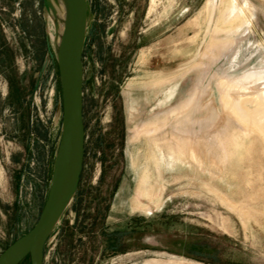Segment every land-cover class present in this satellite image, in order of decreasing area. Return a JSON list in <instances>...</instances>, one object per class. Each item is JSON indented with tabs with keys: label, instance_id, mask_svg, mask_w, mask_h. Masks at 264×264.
Returning <instances> with one entry per match:
<instances>
[{
	"label": "rangeland",
	"instance_id": "1",
	"mask_svg": "<svg viewBox=\"0 0 264 264\" xmlns=\"http://www.w3.org/2000/svg\"><path fill=\"white\" fill-rule=\"evenodd\" d=\"M208 2L220 0H155L148 14L150 0H86L82 170L41 264H264V146L255 139L235 169L180 168L162 154L160 205L135 207L139 177L156 175L133 129L162 119L195 86L203 93L189 116L207 119L210 134L238 128L222 116L215 82L264 74V0H236L248 22L213 54L205 51L218 12L207 22ZM47 19L44 0H0V254L37 222L61 136Z\"/></svg>",
	"mask_w": 264,
	"mask_h": 264
},
{
	"label": "bare ground",
	"instance_id": "2",
	"mask_svg": "<svg viewBox=\"0 0 264 264\" xmlns=\"http://www.w3.org/2000/svg\"><path fill=\"white\" fill-rule=\"evenodd\" d=\"M154 2L155 0H150L148 14ZM45 7L47 21L51 24L49 40L56 59H58L62 50L64 33L61 1L46 0ZM215 11L218 12V16L216 15V23L210 33L205 51L211 54L222 49L220 45L222 40L238 33L248 22L236 0H220L219 6L206 3L204 12L207 22L211 20ZM215 86L219 95L217 102L220 104L222 116L229 117L238 128H231L230 123H227L222 132L210 134L207 132V119L189 116L187 114L189 111L192 112L196 107L198 108V95L203 93L195 86L187 97L171 107L162 119L155 118L133 129V140L141 137L145 139L148 147L146 156L156 175L151 181L147 168L139 177L134 196L135 207L149 212L152 211L151 207L157 208L160 205L163 191V185L159 183L162 154L169 156L180 168L187 166L190 161L196 166L207 163L211 167L226 170L228 167L235 169L242 165L245 156L250 151L249 145H245L246 140L249 142L255 139L264 146V74L247 73L237 78L224 77L216 81ZM168 127L170 132L165 137L164 131ZM216 196L228 209L234 210L233 203L228 202L219 194ZM242 213L241 211L236 212L241 217Z\"/></svg>",
	"mask_w": 264,
	"mask_h": 264
},
{
	"label": "water",
	"instance_id": "3",
	"mask_svg": "<svg viewBox=\"0 0 264 264\" xmlns=\"http://www.w3.org/2000/svg\"><path fill=\"white\" fill-rule=\"evenodd\" d=\"M64 26L62 50L56 59L62 101L61 136L54 155L46 201L33 228L0 254V264H41L45 242L74 193L82 170V53L86 33V0H60ZM46 5V0H44Z\"/></svg>",
	"mask_w": 264,
	"mask_h": 264
},
{
	"label": "flooded vegetation",
	"instance_id": "4",
	"mask_svg": "<svg viewBox=\"0 0 264 264\" xmlns=\"http://www.w3.org/2000/svg\"><path fill=\"white\" fill-rule=\"evenodd\" d=\"M111 254H115L116 253V249L113 247V249L110 250Z\"/></svg>",
	"mask_w": 264,
	"mask_h": 264
}]
</instances>
